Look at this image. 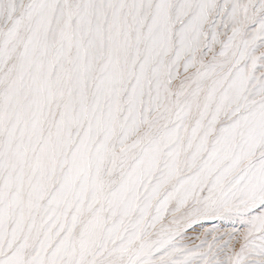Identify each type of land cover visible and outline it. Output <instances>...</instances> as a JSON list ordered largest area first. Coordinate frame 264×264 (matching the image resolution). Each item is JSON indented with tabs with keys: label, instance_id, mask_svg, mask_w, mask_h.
<instances>
[{
	"label": "snow or ice",
	"instance_id": "1",
	"mask_svg": "<svg viewBox=\"0 0 264 264\" xmlns=\"http://www.w3.org/2000/svg\"><path fill=\"white\" fill-rule=\"evenodd\" d=\"M0 264H264V0H0Z\"/></svg>",
	"mask_w": 264,
	"mask_h": 264
}]
</instances>
